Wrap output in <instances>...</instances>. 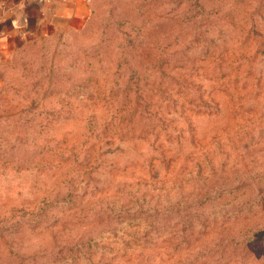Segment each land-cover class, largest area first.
<instances>
[{
	"label": "rangeland",
	"instance_id": "rangeland-1",
	"mask_svg": "<svg viewBox=\"0 0 264 264\" xmlns=\"http://www.w3.org/2000/svg\"><path fill=\"white\" fill-rule=\"evenodd\" d=\"M69 1L0 35V264H264V0Z\"/></svg>",
	"mask_w": 264,
	"mask_h": 264
},
{
	"label": "crops",
	"instance_id": "crops-1",
	"mask_svg": "<svg viewBox=\"0 0 264 264\" xmlns=\"http://www.w3.org/2000/svg\"><path fill=\"white\" fill-rule=\"evenodd\" d=\"M62 9L66 11L69 9V0H62ZM56 4L58 0H52ZM38 5L37 7H34ZM6 7H9V12H4L0 16V35L1 37L6 38H15L19 40L28 39L29 36H35L44 30L41 27H48L51 22H46L45 18L50 16L48 15L47 7H44V0H36L32 2L31 0H9L6 3ZM43 7V8H41ZM38 15L32 14L34 10H38ZM71 13L74 11V6L70 7ZM72 14L68 13V17ZM7 25V29L5 28ZM51 26V25H50ZM52 28V27H51ZM48 34V31H45V34Z\"/></svg>",
	"mask_w": 264,
	"mask_h": 264
}]
</instances>
